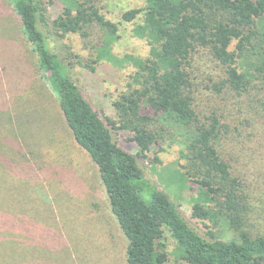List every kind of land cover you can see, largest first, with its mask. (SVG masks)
Returning <instances> with one entry per match:
<instances>
[{"label":"trees","instance_id":"1","mask_svg":"<svg viewBox=\"0 0 264 264\" xmlns=\"http://www.w3.org/2000/svg\"><path fill=\"white\" fill-rule=\"evenodd\" d=\"M50 1L11 0L37 59L39 73L31 78L46 79L44 90L56 94L74 140L96 163L111 211L127 238L128 264H164L167 253L160 240L165 233L176 243L177 260L187 264H264V231L255 230L264 224V156L256 152H264V130H260L264 129V0H145L140 8L125 11L122 17L133 23V35L145 39L149 49L146 57L129 58L135 86L115 101L119 119L107 117L108 123L71 78L49 40L53 34L85 33L86 27L95 25L103 33L96 61H112L109 46L118 25L101 13L94 0H62V12L51 21ZM199 48L208 49L225 67L222 85L214 84L217 91L228 89L234 101L249 102L245 108L231 104L227 110L201 108L189 73L192 53ZM21 85L29 91L36 87L29 77ZM29 91L20 96L36 103L38 96ZM35 106L39 109L32 113L28 107L20 110L17 121L10 110L0 109V148L15 143L22 158L37 160L48 127L40 104ZM110 126L132 132L139 156H146L165 135L176 131L182 135L179 142L185 146L190 168L166 176L162 172L161 179L182 189L193 177L199 185L198 196L191 198L193 216L214 226L226 222L239 234L231 238L211 230L210 238L200 234L169 194L145 175L137 156L113 139ZM10 154V149L0 152L5 180L9 175L14 178L13 165L19 161ZM0 186L4 189L3 182ZM0 193L5 199V189ZM0 210L4 212L3 206ZM2 263L18 264L13 257Z\"/></svg>","mask_w":264,"mask_h":264},{"label":"rangeland","instance_id":"2","mask_svg":"<svg viewBox=\"0 0 264 264\" xmlns=\"http://www.w3.org/2000/svg\"><path fill=\"white\" fill-rule=\"evenodd\" d=\"M94 1L101 13L118 25L117 37L109 46L114 56L112 61H96L97 47L103 40V33L95 25L86 27L85 33L70 32L65 36L53 34L49 42L59 54L71 78L108 123L107 117L119 119L115 101L133 89L132 74L135 69L129 58L146 57L148 54L147 41L134 36L133 23L122 17L125 11L143 6L145 0ZM62 10V0L50 1L48 18L52 21ZM236 42L233 41L231 49L235 48ZM36 72L37 59L29 50L21 20L11 0H0V109L10 110L17 121L20 110L28 107L30 113L35 112L36 108L39 109L35 106L38 103L44 115L42 121L48 127V131L42 133L46 136L39 143L42 153L37 160L22 158L19 151L23 152L18 149L20 145L18 147L15 143L0 148V152L10 149V156L19 158L17 164L13 165L16 169L13 171V179L10 180L9 175L5 180L7 176L0 168V182H3L6 195L4 199L0 193V206L4 209V212L0 210V264H3L4 259L12 257L18 264H128L127 238L111 211L98 167L88 152L74 140L56 94L44 90V86H48L46 79L41 82V77L31 78ZM189 73L193 96L202 109L214 107L227 110L230 104L231 108H245L248 105L247 101L243 104L234 101L228 89L223 88L218 92L214 87L216 83L222 85L225 67L208 49L199 48L192 53ZM26 77L35 83V91L20 86ZM26 91L38 96V101L30 103L23 100L20 95ZM143 112L154 114L149 110ZM155 124L158 129L160 125ZM110 128L113 139L127 152L137 156V162L145 175L169 194L180 214L200 234L208 238L210 230L222 238L239 234V230L230 228L226 222L214 226L210 221L193 216L191 198L199 193V185L193 177L182 189L176 184L170 186L161 179L162 172L166 176L175 169L188 171L190 168L184 156L185 146L180 143L182 135L177 131L165 135L166 139L152 145L146 156H139L136 143L130 139L131 131ZM27 149L24 147V150ZM256 152L264 156V152ZM22 188L25 189L24 194ZM4 189L0 186V191ZM256 198L254 201L259 203L260 198L259 201ZM255 230L264 231V224ZM160 241L164 243V251L167 253L164 264H187L177 260L176 243L168 233Z\"/></svg>","mask_w":264,"mask_h":264}]
</instances>
